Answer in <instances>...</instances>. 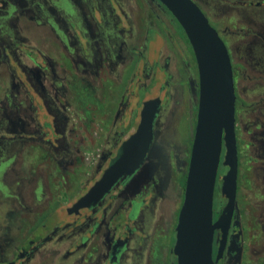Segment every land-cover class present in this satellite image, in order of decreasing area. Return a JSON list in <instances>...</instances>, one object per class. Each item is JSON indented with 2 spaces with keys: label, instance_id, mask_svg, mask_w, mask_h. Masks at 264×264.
<instances>
[{
  "label": "flooded vegetation",
  "instance_id": "1",
  "mask_svg": "<svg viewBox=\"0 0 264 264\" xmlns=\"http://www.w3.org/2000/svg\"><path fill=\"white\" fill-rule=\"evenodd\" d=\"M144 1L155 20L164 18L168 22V33L171 27L181 39L184 38L183 30L163 5L157 0L136 1L135 4L141 8ZM210 1L203 0L204 4H201L208 6L205 8L213 17ZM214 1L230 6L251 5L264 10V0L255 3ZM65 3L80 10L79 15L61 21L59 16L68 12ZM136 8L132 1L126 3L123 0H0V90L7 89L8 92L6 100L0 102V205L7 206L11 218L9 224L12 223L6 230H0V264H177L173 246L180 208L174 226L162 224L173 195H180L182 205L193 136L190 146L184 147L182 156L181 152L174 150L170 162L161 148V154L149 162L152 150L160 140L157 133L163 135L160 130L162 92L173 79V73L168 70L169 56H165L162 66H159V58L153 65L144 63L150 49L151 19L146 18L144 42L138 49V58L143 61L142 70L140 75L136 70L129 82L137 89L145 90L143 98L155 87L156 94L145 100L142 98L140 109L134 112L130 98L137 97L136 92L128 93L124 88L111 128L113 142L106 147L97 164L98 176L94 182L126 139L121 138L123 127L121 133L117 132V122L125 117L133 120V115L139 122L142 103L159 98V111L153 123L155 137L141 168L134 175L120 179L99 203L77 211L71 210L73 204L94 182L73 202L58 203L57 207L49 208L52 193L47 191V177L40 174L38 179L34 178L35 193L38 192L36 202L33 207H27L21 190L25 182L10 178L21 166L24 181L31 179L26 171L31 160L39 168H44L47 153L56 162L71 155L68 142L71 120L67 108L61 103L66 99L67 87L55 71L54 63L89 74L92 84L105 72L107 79L123 82L128 55L136 53L137 49L141 19L133 20L132 14L141 9ZM227 13L217 12L219 27L211 26L220 38L222 35L226 40L227 45L224 44L231 62L238 173L232 217L224 238L222 228L214 231L212 258L215 261L220 251L214 264H264V221L261 217L264 186L246 176V172L252 170L258 176L264 173V55L258 50L264 47V29L258 26L260 22H241L229 10ZM51 14L55 22L50 21ZM32 27L53 32L62 54L61 60L54 61L51 56L42 54L38 47L31 46L25 37H19L27 36ZM55 28L62 32L63 39L59 38ZM248 46L253 47L249 48L253 52L256 50L255 56L248 53ZM189 49L190 61L185 62V68L189 67L192 73L186 75L185 69L182 93L188 110L194 112L195 128L198 72L194 54L191 47ZM160 54L162 49L157 56ZM162 67L166 70L165 78L158 85L157 71ZM192 89L196 92L195 102L190 92ZM165 139L164 142L171 141L168 137ZM224 152L223 145L213 196V222L223 214L227 203L221 194L222 177L228 170L222 165ZM143 168H146L144 178L134 183L135 176ZM14 202L17 208H13Z\"/></svg>",
  "mask_w": 264,
  "mask_h": 264
},
{
  "label": "rangeland",
  "instance_id": "2",
  "mask_svg": "<svg viewBox=\"0 0 264 264\" xmlns=\"http://www.w3.org/2000/svg\"><path fill=\"white\" fill-rule=\"evenodd\" d=\"M123 1L126 3L132 1L135 7H138L136 9H141L140 11L138 10V12L136 11L134 14H132L133 20H137L139 18L141 20L139 21L140 25L137 49L135 51L136 53H131L130 56L128 55L127 63L123 68V82H120L121 80L118 81V79H107L105 77L107 72H105L100 75V78L97 79L96 82H93L94 84H92L89 74H86L85 72H75L67 68L65 64L64 66L60 67L54 63L55 71L60 78H63V81L67 87L66 99L61 103L67 108V115L71 120L70 132L68 134V142L70 143L69 151L71 152V155H68L62 160H59V162H56L51 157L50 153H47V163L44 168H39L38 164L34 163V160L32 159L29 168L26 169L28 176L31 177V179H25L26 181H24L22 178L21 166L20 168H16V172L12 173V177L10 178L12 181L22 179L23 183L25 182L22 185L21 190L24 192L23 196L25 198L24 200L27 207H33L34 203L36 202V196H38V192L37 194L35 193L36 179L34 178L38 179L40 174L47 177L48 188L47 186L46 188L47 191L52 193V196L49 195V202H51L49 208L57 207L58 203L67 204L73 202L79 195H81L92 185L98 176V173H96L97 164L101 160L106 147H108V145L113 142L114 132L111 130V128L113 125L114 116L118 110L120 98L124 93V88L128 89V93L136 92L137 97L132 96L130 98L131 108L134 109V112H138L142 98L144 95H146L144 89H137V87L133 86L132 83L129 82L132 75L136 73V70H138V75H140L139 72L142 70L143 61L139 60L140 57L138 58V49H140L142 43L144 42L146 18L151 19L149 22L152 28V33L149 35L148 46L150 49L146 59H144V63L147 66H150L153 65V63H155L159 58V66H162L165 56H169L170 66L168 70L173 73V79L162 92L164 101L163 112L160 119V130H162L161 132H163V135H161L160 132L157 133V137H160V140L152 150L149 162L155 160L158 154H161V148L164 149L165 153L168 155L169 161L171 162L173 160L171 159V156L174 150H176L178 153L181 152L182 156L184 154V147H189L191 144L194 133L195 115L194 112L190 113L188 110V104L185 101L184 94L182 93L184 92L183 84L185 83V69L186 75L192 73L189 67L185 68V62L190 61V46L185 38L181 39L171 27L170 32L168 33V22L164 18L161 20H155L145 1L141 8L139 5L137 6L135 2H143V0ZM192 1L196 3L201 9L203 14L208 19L210 25L214 24L216 27H219L216 21V13L222 12L224 15L228 14L227 11L229 10L230 14L235 15L236 20L241 22L250 21L255 22L256 24L260 22L261 24L258 26L261 28V30L264 29V10L262 8L251 5L230 6L222 1L212 0L209 2L210 6L212 7L211 9L213 17H211L207 10L208 8H205L208 6L202 5L204 4L203 0ZM246 1L247 3L257 2V0ZM48 3L51 4L50 7H52L53 4L49 1ZM65 5V8L68 12L59 16L61 21H66L69 18H75L79 15L80 10H78L76 7L71 4L69 6L68 3H65ZM52 18L53 16L51 14L49 19L51 22H55ZM157 21H159V25H157ZM175 29L178 30L177 27H175ZM161 31H163V33H161ZM56 32L59 35V38L63 39L62 32L60 33L57 30ZM52 33L47 29H41L39 31L36 27H32L29 32H27V36L19 37H25L31 46L38 47L42 54L51 56L54 61L61 60L62 54L56 45L57 38ZM157 33H159L161 37L158 36ZM165 33L167 34L164 35ZM221 38H223L222 35ZM223 42H225L227 45L225 39ZM227 47L230 54L232 55V49L229 47V45ZM249 48L253 47L248 46L246 49ZM160 49H162V54H160L158 57L157 54ZM241 49L244 48L241 46ZM258 50L264 55V47H259ZM248 53L251 56H255L257 54L256 50H254V52L250 50ZM143 54L145 55V51H143ZM136 67L138 69H136ZM165 71L166 70L163 67L160 69V71H157V78L159 80L158 85L163 82L165 78ZM74 80H76V82H74ZM70 87L73 88L76 93H72ZM156 88L157 87L151 91L152 93L147 94V97L145 96L143 100L151 97L155 93ZM190 92L193 95L195 102L196 92L193 89ZM7 97V89H1L0 102H3L4 99L6 100ZM190 98L191 96L189 95V99ZM186 100L188 101V96L186 97ZM190 105L192 107V104ZM193 109L195 108L193 107ZM121 116L123 117V114H121ZM133 117V120L127 119V117H125L117 122V127L119 129L116 130L118 133H121L120 128L123 127V135L121 137L123 140L132 133L136 127V124L138 123V118H136V115H133ZM167 137L171 140L170 142H164L166 140L165 138ZM148 164L146 166H148ZM145 169L146 168H143L141 172L135 176L133 180L134 183L139 182L144 178L146 174ZM246 176L248 179L258 181L259 184L264 186V173L261 176H258L252 170L246 172ZM257 177L261 178L257 179ZM31 190L32 195L30 196ZM262 190H264L263 187ZM181 201L182 198L180 195L175 194L171 197L169 210L165 211V219L162 224L163 226L167 227V224L168 226H174V224H176L177 212L181 206ZM12 206L13 208L18 207L16 202H14ZM8 214L9 211L7 206L0 205V230H6L8 225L12 224H9L11 218L8 217ZM261 217L262 221H264V195L262 199ZM262 242L264 244V241Z\"/></svg>",
  "mask_w": 264,
  "mask_h": 264
},
{
  "label": "water",
  "instance_id": "3",
  "mask_svg": "<svg viewBox=\"0 0 264 264\" xmlns=\"http://www.w3.org/2000/svg\"><path fill=\"white\" fill-rule=\"evenodd\" d=\"M177 21L195 57L198 72V106L184 198L175 228L173 253L177 264H214L213 235L228 227L236 196L238 173L235 137V94L227 48L201 9L192 0H157ZM160 99L142 103L139 122L122 142L99 179L72 206L77 211L96 205L120 180L134 175L150 152L154 119ZM221 194L227 200L223 214L213 222V196L222 147Z\"/></svg>",
  "mask_w": 264,
  "mask_h": 264
},
{
  "label": "trees",
  "instance_id": "4",
  "mask_svg": "<svg viewBox=\"0 0 264 264\" xmlns=\"http://www.w3.org/2000/svg\"><path fill=\"white\" fill-rule=\"evenodd\" d=\"M183 36H184V38H185V40L187 41V38H186V36L183 34Z\"/></svg>",
  "mask_w": 264,
  "mask_h": 264
}]
</instances>
